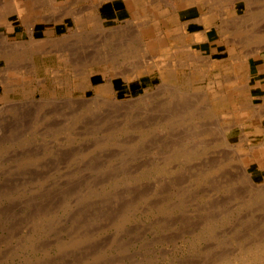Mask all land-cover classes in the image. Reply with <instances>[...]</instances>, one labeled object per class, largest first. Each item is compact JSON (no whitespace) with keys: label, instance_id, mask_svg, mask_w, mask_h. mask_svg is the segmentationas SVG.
Segmentation results:
<instances>
[{"label":"rangeland","instance_id":"rangeland-1","mask_svg":"<svg viewBox=\"0 0 264 264\" xmlns=\"http://www.w3.org/2000/svg\"><path fill=\"white\" fill-rule=\"evenodd\" d=\"M48 1L0 35V264H264V57L223 31L264 0Z\"/></svg>","mask_w":264,"mask_h":264},{"label":"bare ground","instance_id":"bare-ground-1","mask_svg":"<svg viewBox=\"0 0 264 264\" xmlns=\"http://www.w3.org/2000/svg\"><path fill=\"white\" fill-rule=\"evenodd\" d=\"M7 1H9V4H8V7H10L11 5H10V0H7ZM6 1V2H7ZM47 1V0H46ZM54 0H50V2H53ZM135 1V0H134ZM143 1V0H142ZM170 1H172V0H170ZM220 1L221 0H181V2H178V6H179V8L180 9H182V10H187L186 8H188V7H195V5L197 6V5H199V4H202V5H208L209 6V8L210 7H215V6H217V5H219L220 4ZM4 2V1H3ZM49 2V1H48ZM47 2V3H48ZM50 2H49V4H50ZM128 2H130L131 4L130 5H132V2H133V0H130V1H128ZM140 2V1H139ZM232 2V1H231ZM8 3V2H7ZM15 4H16V6H17V11H18V13L19 14H21V12H22V9H24V6H23V4H21V3H16V2H14ZM44 3H46V2H44ZM144 3V2H143ZM166 3V2H165ZM167 3H168V1H167ZM174 3V2H173ZM53 4V3H52ZM98 4V3H97ZM96 4V5H97ZM169 4V3H168ZM177 5V4H176ZM182 6H185V8H182ZM222 6V5H221ZM225 6H227V4L225 5ZM55 7V6H54ZM198 7V6H197ZM233 7V6H232ZM7 8V4H5V2H4V4L3 5H1L0 6V9H6ZM56 8V7H55ZM130 8H132V6H130ZM54 9V8H53ZM57 9V8H56ZM60 9V8H59ZM136 8H134L133 10H135ZM208 9V8H207ZM212 9V8H211ZM218 9H220V8H218ZM218 9H217V11H218ZM222 10V9H221ZM254 10V9H253ZM257 10H259V9H257ZM57 11V10H56ZM209 11V10H208ZM207 11V12H208ZM255 11V10H254ZM69 12V11H68ZM188 12V11H187ZM210 12H212V13H214V12H216L214 9H213V11H210ZM260 12H261V10H260ZM259 12V13H260ZM52 13V12H51ZM183 13V12H182ZM217 13V12H216ZM219 14H220V12H218ZM223 13V12H222ZM258 13V14H259ZM58 14V13H57ZM71 14V13H70ZM203 14V13H202ZM201 14V15H202ZM208 14H210V13H208ZM248 14V13H247ZM256 14V16L258 15L257 14V12L255 13ZM263 14H264V10H262V16H263ZM74 15V14H73ZM98 15V14H97ZM147 15V14H146ZM204 15H205V13H204ZM213 15V14H212ZM243 15H245V14H243ZM260 15V14H259ZM259 15L256 17L257 19H258V17H259ZM23 16H24V14H23ZM52 16V15H51ZM57 16V15H56ZM155 16V15H154ZM211 16V15H210ZM209 15L208 16H202V18L201 17H199L198 18V21H203V20H209V19H211V17H213V16H211L210 17ZM238 15H236V17H237ZM251 16V15H250ZM26 17H27V15H26ZM66 17V16H65ZM203 17L204 18H206V19H203ZM241 17H242V15H241ZM249 17V16H248ZM253 17V16H252ZM254 17H255V15H254ZM260 17H261V15H260ZM259 17V18H260ZM46 18H48V17H46ZM49 18H50V16H49ZM61 18V17H60ZM238 18V17H237ZM244 18V17H243ZM256 18H254V20L253 21H255L256 23H259L258 21H256L255 19ZM262 18H264V17H262ZM235 19V18H234ZM239 19V18H238ZM237 19V20H238ZM245 19V18H244ZM26 20V19H25ZM229 20V19H228ZM252 20V19H251ZM258 20H260V19H258ZM27 21H28V19H27ZM27 21H25V22H27ZM101 21V20H100ZM224 21V20H223ZM231 21V20H230ZM229 21V22H230ZM262 20H260V22H261ZM24 22V23H25ZM99 22V21H98ZM142 22V21H141ZM233 22H235V21H233ZM180 23V22H179ZM203 23V22H202ZM239 23V22H238ZM255 23V24H256ZM185 24H186V22H185ZM184 24V25H185ZM220 24V23H219ZM228 24V23H227ZM223 25V31H226L227 32V30H230L231 31V33L232 34H236L237 36L238 35H240V37H242V40L244 41V43H245V46H248V48L246 49V53H245V57H243V58H246L247 57V60L249 59V57H252V58H254L255 60L256 59H259L260 57L262 58V57H264V55H263V53H264V35L263 34H261V33H259V31L261 30H263V29H260V27H259V29H258V26L257 27H255V29H256V31H255V29L253 30V28L252 27H250V28H252V30L250 31V29H248V27L246 26V27H232V28H230V26L229 27H227L228 25ZM230 24H231V22H230ZM237 24V23H236ZM236 24H234L233 23V25H236ZM250 24V23H249ZM120 25V24H119ZM232 25V26H233ZM239 25V24H238ZM241 25H243V24H241ZM252 26H256V25H252ZM133 27V26H132ZM103 28V27H102ZM116 28V27H115ZM118 28V27H117ZM179 28V27H178ZM221 28H222V26H221ZM224 28H225V30H224ZM183 29V28H182ZM227 29V30H226ZM258 29V30H257ZM124 30V29H123ZM174 30H176V29H174ZM204 30V29H203ZM79 31V30H78ZM127 31V30H126ZM133 31V30H132ZM135 31V30H134ZM133 31V32H134ZM260 31V32H261ZM31 32V31H30ZM109 32V34H110V30L108 31ZM203 32V31H202ZM202 32H200V33H197L196 32V34H197V37L198 38H201L202 37V35H203V33ZM224 33V36H226V34L227 33H229V32H227V33ZM35 33V32H34ZM132 33V32H131ZM130 33V34H131ZM90 34H92V33H90ZM89 34V35H90ZM127 34H129V33H127ZM88 35V34H87ZM86 35V36H87ZM111 35V34H110ZM204 36V35H203ZM82 37V36H81ZM133 37V36H132ZM229 37V36H228ZM224 38V37H223ZM2 39H3V41L5 42V41H7V40H5L6 38H4V36H2ZM89 39V38H88ZM87 39V40H88ZM240 39V38H239ZM40 40V39H39ZM42 40V39H41ZM40 40V41H41ZM97 40V39H96ZM123 40V39H122ZM234 40V39H233ZM236 40V39H235ZM80 41V40H79ZM111 41V40H110ZM116 41V40H115ZM230 41V40H229ZM242 41V42H243ZM31 42H33L32 44H31V48H32V50H33V52L32 53H37V52H40V53H46V51H43V48L41 47V45L39 44V43H37L36 42V40L35 41H31ZM42 42V41H41ZM143 42V41H142ZM241 41H239V43H242ZM18 43V42H17ZM20 43V42H19ZM3 44V43H2ZM5 45H6V42L4 43ZM10 44V43H9ZM14 44V43H13ZM21 44V43H20ZM20 44H19V46H20ZM227 44H228V42H227ZM140 45V44H139ZM242 45H243V43H242ZM3 46V45H2ZM100 46V45H99ZM117 46V45H116ZM126 46V45H125ZM188 46H190V45H188ZM6 47V46H5ZM16 47L18 48V46L16 45ZM63 47V46H62ZM142 47V46H141ZM12 48V47H11ZM15 49V48H14ZM13 49V50H14ZM21 49H22V46H21ZM111 49V48H110ZM129 48H128V45H127V50H128ZM180 49V48H179ZM190 49V48H189ZM195 49V48H194ZM244 49V50H245ZM11 50V49H10ZM9 50V51H10ZM19 50V49H18ZM120 50V49H119ZM125 50V48H123V51ZM126 50V51H127ZM140 50V49H139ZM143 50V49H142ZM15 51H17V50H15ZM102 51V50H101ZM1 52V51H0ZM5 52V51H4ZM135 52V51H134ZM192 51L190 50V56L189 57H191L192 55V53H191ZM25 53V52H24ZM136 53V52H135ZM138 54H139V52H137ZM9 54V53H8ZM20 54V53H19ZM132 54V53H131ZM138 54H136V55H138ZM10 55V54H9ZM16 55V54H15ZM104 55V54H103ZM99 56H102V55H100L99 54ZM150 56V55H149ZM140 57V56H139ZM198 57V56H197ZM207 57V56H206ZM98 57H96V59H97ZM103 61L104 60H108V61H110V60H112L114 57L111 55V53L110 54H106V55H104L103 57ZM161 58V57H160ZM192 58H194V57H192ZM195 58H196V56H195ZM210 58V57H209ZM87 59V58H86ZM93 59V58H92ZM151 59V58H150ZM216 59V58H215ZM214 59V60H215ZM237 59H238V57H237ZM253 59V60H254ZM89 60V59H88ZM94 60H95V58H94ZM143 60V59H142ZM145 60V59H144ZM200 60V59H199ZM205 60H207V58H205ZM205 60H203V61H205ZM209 60V59H208ZM208 60H207V62H208ZM211 60H213V59H211ZM210 60V61H211ZM217 60H219V59H217ZM243 61H244V59H242ZM241 60V61H242ZM102 61V60H101ZM141 61V60H140ZM146 61V60H145ZM202 61V60H201ZM19 62V61H18ZM31 62H32V65H33V68H34V71H36V67H37V65H36V60H35V57H32L31 58ZM82 62V61H81ZM95 62V61H94ZM111 62V61H110ZM109 62V63H110ZM146 62H149L148 60L146 61ZM145 62V63H146ZM151 62V61H150ZM206 62V61H205ZM246 62V61H245ZM259 62L260 61H257V64L255 65V62H254V66H255V68H258V66H259ZM106 63H108V62H106ZM133 63V62H132ZM135 63V62H134ZM144 63V66L147 64H145ZM152 63V62H151ZM161 63H163V62H161ZM178 63V62H177ZM114 64V63H113ZM181 64V63H180ZM245 64V63H244ZM154 65H159V64H154ZM178 65V64H177ZM183 65V64H182ZM261 65V64H260ZM162 67L164 66V64H162L161 65ZM215 66V65H214ZM108 67H109V65H108ZM133 67V66H132ZM111 69V68H110ZM173 70L174 69H176V66H174L173 68H172ZM208 69H211V67L210 68H208ZM127 70V69H126ZM129 70V69H128ZM152 70H154V66H152V67H150L147 71H152ZM5 71V70H4ZM4 71H3V73H4ZM7 71V70H6ZM108 71V70H107ZM125 71V70H124ZM145 71H146V69H145ZM123 72V71H122ZM161 73H162V71H161ZM89 74H90V72H89ZM3 82V81H2ZM164 84V83H163ZM162 84V85H163ZM109 85V84H108ZM104 87H110V86H105V85H101V86H99V88L101 89V88H104ZM162 87V86H161ZM170 87V86H169ZM173 87V86H172ZM177 87V86H176ZM175 88V87H174ZM162 89V88H161ZM174 90V89H173ZM160 91V90H159ZM178 91V90H177ZM203 91H205V90H203ZM176 93V92H175ZM148 94V93H147ZM203 94L204 95H207L208 93L205 91V92H203V93H201V95L203 96ZM100 95V94H99ZM152 95V94H151ZM145 96V95H144ZM176 96H177V94H176ZM169 97V96H168ZM206 98H207V96H206ZM197 99V98H196ZM263 99H264V97H263ZM44 100V99H43ZM145 100V99H144ZM146 101V100H145ZM206 101V100H205ZM249 104H251V102H249ZM248 104V105H249ZM253 104V103H252ZM255 104V103H254ZM40 105V104H39ZM190 105H192V104H190ZM256 105V104H255ZM254 105V106H255ZM186 106V105H185ZM188 106V105H187ZM203 106V105H202ZM201 105H200V107H202ZM204 106H205V109H203L202 111H203V114L201 113V115L202 116H207L208 114L207 113H214V108L216 107V104L214 103V102H212V101H206V104H204ZM180 107H182V105L180 106ZM179 107V108H180ZM189 107V106H188ZM192 107H193V105H192ZM192 107H190V108H192ZM195 107V106H194ZM194 107H193V109H194ZM259 107V106H258ZM178 108V110L179 111H181L180 109ZM185 108V110H186V108L187 107H184L183 106V109ZM243 108V107H242ZM247 108H248V106H247ZM247 108H245V109H247ZM182 109V110H183ZM196 109V108H195ZM191 110V109H190ZM262 110H264V105L262 104L261 105V109L259 108V110H255L256 112L255 113H258V112H262ZM192 111V110H191ZM200 111V110H199ZM178 112V111H177ZM187 112V111H186ZM190 111H188V113H189ZM261 112H260V114H261ZM181 113V112H180ZM180 113H178V115L177 116H179V114ZM191 114H192V112H190ZM252 113H254L253 111H252ZM263 113V112H262ZM186 114V113H185ZM195 114H198V112L196 113V111H195ZM210 114V115H211ZM169 115V114H168ZM183 115H184V112H183ZM194 115V114H193ZM200 115V114H199ZM181 116V115H180ZM186 116V115H185ZM214 117H215V115H213ZM170 117H172V116H170ZM182 117V116H181ZM187 117V116H186ZM199 117V116H198ZM201 117V116H200ZM208 118H209V116H207ZM212 117V116H211ZM251 117V116H250ZM257 117H260V118H262V120H264V117H262V116H257ZM167 118V117H166ZM173 118V117H172ZM182 118H184V116L182 117ZM188 118V117H187ZM207 118V119H208ZM217 118V120H216V122L218 121V117H216ZM174 119V118H173ZM203 119V118H202ZM205 119V118H204ZM251 119V118H250ZM168 120V119H167ZM176 120V119H175ZM200 120V119H199ZM211 120H213V119H211ZM170 121V120H169ZM169 121H165V122H169ZM189 121V120H188ZM194 121V120H193ZM208 122H209V120H208ZM210 122H212V121H210ZM209 122V123H210ZM190 125H193V124H191L190 123ZM207 125V124H206ZM205 125V126H206ZM195 126V125H194ZM199 126V125H198ZM233 126V125H232ZM219 127V126H218ZM227 127H229V126H226V127H224L223 126V128H224V130H222V129H220V130H222V131H220L218 128H216V129H218L219 131H220V136L219 137H221L220 139L223 141V144L225 145V144H227V146L229 147V142H231V136L229 135V132H227V131H225V128L227 129ZM190 128V127H189ZM205 129V128H204ZM207 129V128H206ZM208 129H210L209 127H208ZM215 129V130H216ZM193 131H194V129H192ZM196 130H198V129H196ZM200 130V129H199ZM215 130H214V132H215ZM217 130V131H218ZM201 131V130H200ZM200 131H198V132H200ZM205 131H209V130H205ZM205 131H204V133H205ZM212 130H210L209 132H211ZM197 132V131H196ZM203 131H201V133H202ZM218 133V132H217ZM217 133H214V134H217ZM251 133V130H249V134ZM245 134V133H244ZM248 134V135H249ZM191 135V134H190ZM200 135V134H199ZM222 135V136H221ZM193 136V135H192ZM195 136H197V135H195ZM195 136H194V138H195ZM214 136V135H213ZM188 137V136H187ZM191 137V136H190ZM219 137H218V139H219ZM193 138V139H194ZM191 140H192V138H190ZM215 139H216V137H215ZM204 140V139H203ZM193 141H195V140H193ZM222 141L220 142V143H222ZM181 142V141H180ZM183 142V141H182ZM209 142V141H208ZM186 143V142H185ZM187 143H189L188 141H187ZM195 143V142H194ZM200 143H202L201 141H200ZM178 144V143H177ZM182 144V143H181ZM180 144V145H181ZM189 144H191V143H189ZM179 145V144H178ZM183 145H185L184 143L181 145V146H183ZM198 145V144H197ZM257 145V144H256ZM191 146V145H190ZM231 146V145H230ZM201 147V146H200ZM177 148V147H176ZM183 148H185V147H183ZM188 148V147H187ZM186 148V149H187ZM231 148V147H230ZM185 149V150H186ZM233 150H234V148H232ZM177 150V149H176ZM232 151V150H231ZM234 151H236V149L234 150ZM192 153V152H191ZM234 153V152H233ZM235 155H236V153H234ZM170 155V154H169ZM231 155H233V154H231ZM235 155H233V156H235ZM224 157V156H223ZM229 157H230V155H229ZM230 160L232 159V158H229ZM236 159H238V161L239 162H241L240 161V159H239V157L237 156L236 157ZM233 160V159H232ZM235 160V159H234ZM218 161V160H217ZM219 162V161H218ZM220 162H221V160H220ZM223 162V161H222ZM242 163V162H241ZM214 164V163H213ZM229 164V163H228ZM215 165H216V163H215ZM210 167H213V166H210ZM243 168V171H244V175H243V177L245 176V180L250 184V182L252 181L251 179V177L249 176V173L247 172V170L245 169V166L244 167H242ZM206 172V171H205ZM204 173V172H203ZM243 179V178H242ZM243 179V180H244ZM246 182V183H247ZM245 183V182H244ZM252 183V182H251ZM250 185H252V184H250ZM262 185V184H261ZM254 186H257V185H253V187ZM258 187H259V185H258ZM261 188H259L257 191H258V193L259 192H261V196H262V200H264V188L262 187V189L260 190ZM254 193V192H253ZM255 194V193H254ZM260 194V193H259ZM253 195V194H252ZM252 197V196H251ZM246 199H248L247 198V196H246ZM250 199V198H249ZM254 199V198H253ZM257 199V198H256ZM255 200V199H254ZM259 199H257V201H258ZM260 201V200H259ZM247 202H248V200H247ZM246 203V202H245ZM263 203V202H262ZM259 205V204H258ZM261 205V204H260ZM264 241V240H263ZM260 244L262 245V243L260 242ZM249 248V247H248ZM258 250V249H257ZM247 251V250H246ZM245 252V251H244ZM244 252H243V254H244ZM248 252V251H247ZM262 252V251H261ZM261 252H260V254H261ZM263 253V252H262ZM259 254V253H258ZM236 255V254H235ZM262 256V255H261ZM235 257V256H234ZM238 257H241V255L240 256H238ZM229 259V258H228ZM231 259V258H230ZM241 260V259H240ZM243 261V260H242ZM241 262V261H240ZM239 262V263H240ZM223 263V262H222ZM232 263V262H231ZM224 264H229V263H225L224 262ZM242 264V263H241ZM250 264V263H249Z\"/></svg>","mask_w":264,"mask_h":264},{"label":"crops","instance_id":"crops-1","mask_svg":"<svg viewBox=\"0 0 264 264\" xmlns=\"http://www.w3.org/2000/svg\"><path fill=\"white\" fill-rule=\"evenodd\" d=\"M22 1H23V6L25 7L27 12H29L31 10H34L33 12H35L37 9V6H39V4L41 3L42 0H22ZM85 1L89 2V0H85ZM91 1L93 4V0H91ZM57 2L60 4V6L62 8L63 7V0H57ZM125 2H126V0H125ZM10 5H11L10 8H6L4 10L0 9V35H4L9 39H14V38L20 39L23 36V31L21 29V26L23 25V23H22V20L19 18V14L17 11L16 4L12 3ZM8 25H10V26L8 27ZM31 53H32V51H31ZM31 53H30L28 59L31 58ZM91 74H92V72H91Z\"/></svg>","mask_w":264,"mask_h":264}]
</instances>
